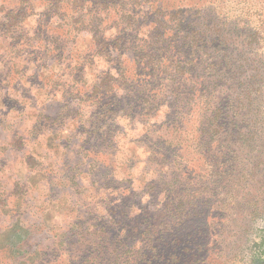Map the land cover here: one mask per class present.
Listing matches in <instances>:
<instances>
[{
	"label": "rangeland",
	"instance_id": "obj_1",
	"mask_svg": "<svg viewBox=\"0 0 264 264\" xmlns=\"http://www.w3.org/2000/svg\"><path fill=\"white\" fill-rule=\"evenodd\" d=\"M172 3L85 0L73 37L75 0H0V264H264V45L204 58L222 59L205 95L193 67L176 75L180 40L167 53L188 30ZM175 3L210 25L226 11L236 35L256 9Z\"/></svg>",
	"mask_w": 264,
	"mask_h": 264
},
{
	"label": "trees",
	"instance_id": "obj_2",
	"mask_svg": "<svg viewBox=\"0 0 264 264\" xmlns=\"http://www.w3.org/2000/svg\"><path fill=\"white\" fill-rule=\"evenodd\" d=\"M177 0H171L172 5L170 4V16L167 18V21L172 23V22H176V24L178 25H182L185 23H187V28L188 30L186 31V33L184 32H179L178 36L175 35L176 28L171 27L170 29L172 30V38L168 41V47H167V53L171 52V50H175V44L173 43V39L176 38L178 39V42L180 40V43L182 44V46H184L185 48H187V51H189V55L187 56V58H183V61L185 63V66H179V64L176 67V75L178 76H184V75H188L193 73V71H195L197 78L199 82H203V84L205 85H201L199 89H205L207 90L205 92V95L208 94V90L209 89H214L216 87V81H211L214 80L213 78H211V80H206L204 75H211L214 73V69L216 68L217 64L219 65L220 63H222V59L218 60L217 57L215 56L216 61L213 62H208V60H204V58H208L210 57L212 54H216L219 52L220 48H224L225 51L229 50L230 48L233 47V45L238 44L237 47H242L246 44L250 43H263L264 45V0H254V8H256L254 10V13H249L251 11L247 10V7L242 9V13L240 15V18L238 20V26L240 28H242L241 30V34L239 35H235L229 31H227L226 28L227 26H229V21H231V19L229 18V14L226 11H223L222 9L220 10V16H221V22L219 25L218 23H213L212 25L208 24V23H203L202 20L199 18L195 19V17L193 16H188L189 13H187L186 15H184V17L181 16V11H178L177 9V5L176 2ZM238 1H242V0H238ZM243 1H247V0H243ZM249 1V0H248ZM85 0H75V3H78V6L76 7V5L74 4V7L72 8L71 13L69 14L70 20L67 21L70 24H67V28H68V33H66V35L70 34L73 37L77 36V27L75 25H72V22H76V19L82 20V22H86L84 19V12H85V4H84ZM58 12H56V15L60 16V12H61V5H59L58 7H56ZM166 9V8H165ZM101 12H96V14L101 17ZM97 15H90V20L88 21V26H90L91 24H96L98 22V20L100 18L97 19ZM190 15V14H189ZM255 16L256 21L255 23L257 24L256 27L257 29L254 30V32L250 31L249 35H246L245 32L243 30H245L246 28L251 26V17ZM159 15L156 17V21L155 23H159L161 22V20L159 19ZM182 18L184 19V21L182 20ZM122 19H124L122 17ZM192 20V21H190ZM228 20V22H227ZM227 22V23H226ZM57 26H60L62 28H64L63 26H61L59 23H54L53 25V29L54 32L56 31V29H61L60 27L58 28ZM159 29V27H158ZM157 29V30H158ZM64 31H66V29L64 28ZM56 33V32H55ZM218 33L220 34V36L223 38L221 41V44L219 46L214 45L215 40L212 41L211 37H214L215 34ZM181 34V35H180ZM239 36V37H238ZM215 38V37H214ZM147 47L152 49V51L147 54L149 58H145L143 57L144 53L146 54V48L142 50L143 55H141V60L136 62V65L138 63H142L144 62V66H148L149 63H151L152 61H155V56L154 53L158 50L157 46L158 43L155 41H151V39L149 41L145 42ZM173 54V53H170ZM175 56H170L167 57V61H171L170 63L173 64L174 59L178 58L181 54L180 52L173 54ZM225 59L223 60L224 65L222 70L223 71H227L228 69V65L231 64L229 63L226 59L228 58V55L225 54L224 55ZM195 58H198L200 60V64L199 67L198 65H196L194 67V63ZM189 67H193L194 70L190 71ZM125 68V67H124ZM124 68L122 70H124ZM199 68V69H198ZM218 68V66H217ZM230 68V67H229ZM127 69V67H126ZM126 69L124 71L119 70V72H125ZM217 72V70H215ZM221 71V70H220ZM123 74V73H122ZM198 82V83H199ZM213 83V84H212ZM192 88L194 87L193 84L191 85ZM35 124L38 125L41 121L36 118ZM35 125V126H36ZM9 242V240L7 241ZM18 244V243H17ZM17 244H15V246H17ZM15 246L10 242L8 243V247H12L15 248ZM83 251V249L81 250ZM99 257H102L100 254L97 255L96 258L97 259ZM94 262H96V260L93 261V264H95Z\"/></svg>",
	"mask_w": 264,
	"mask_h": 264
}]
</instances>
